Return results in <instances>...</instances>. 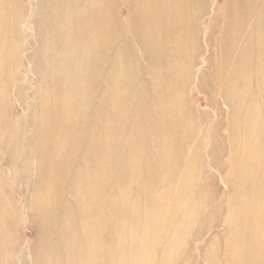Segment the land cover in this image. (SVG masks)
<instances>
[{
    "label": "rangeland",
    "instance_id": "374dc122",
    "mask_svg": "<svg viewBox=\"0 0 264 264\" xmlns=\"http://www.w3.org/2000/svg\"><path fill=\"white\" fill-rule=\"evenodd\" d=\"M208 1V15L200 24L199 67L186 94L195 108L205 102L200 98L199 83L205 77V67L216 56L211 26L222 0ZM35 4L36 0H21L23 18L16 24L19 53L11 82L15 40L0 38V76L7 90H0V107L8 110L7 117L0 120V264H33L30 248L37 231L31 203L42 194L41 183L51 190L47 193L48 210L68 217L51 216L56 221L52 239L57 243L48 250L63 256L68 249L72 264H264V110L260 106L264 99L258 95L248 99L252 112L249 109L244 117L234 119L235 130L229 137L224 129L220 138L211 137L214 117L210 115L199 130L204 136L199 150L178 152L173 160L187 157V162L176 168L166 166L167 172L159 178L151 138L136 115L137 101L127 104L125 112L124 102L130 100L126 98L130 92L122 85L125 72L114 73L110 82L105 69L99 67L100 79L92 84V100L83 95L77 100L71 81L66 83L70 89L66 97H59L56 80L67 79L74 70L77 39L69 38L71 48L54 53L49 52L44 38L40 50L31 19ZM103 9L104 0H93L94 33L103 27ZM6 27L1 28L4 35ZM92 39L94 69V60L105 51L102 38ZM164 54H160L163 63L171 60L174 67L180 53L169 56L164 50ZM33 56H37L35 60ZM160 102L176 106L165 94ZM221 108L226 112L222 103ZM126 134L132 141L129 156L134 165L129 171L123 167ZM230 141L231 150L218 148L219 143ZM234 155L240 175L247 173L249 166L244 176L254 177L245 181L249 185L247 197L232 198L228 189L226 179L236 175V167L232 170L229 165L234 164L229 160ZM168 157L165 153L166 160ZM74 185L78 189L73 190ZM59 189L66 193L56 201ZM231 205L234 210H230ZM84 217L89 219V228L81 224ZM60 224L66 231L62 232Z\"/></svg>",
    "mask_w": 264,
    "mask_h": 264
},
{
    "label": "bare ground",
    "instance_id": "6f19581e",
    "mask_svg": "<svg viewBox=\"0 0 264 264\" xmlns=\"http://www.w3.org/2000/svg\"><path fill=\"white\" fill-rule=\"evenodd\" d=\"M97 2L98 0H95V3ZM92 4L93 0H36L31 18L35 26V41L41 50V43L47 38L46 45L49 52L58 53L66 46L71 48L72 42L69 38L77 39L76 59L71 67L74 70H71L67 79L60 77L56 80V83L58 81L60 84L61 98H65L66 91H70L66 83L71 81L75 85L77 100L81 98L80 95L92 100L95 95L92 84L100 79L99 67L101 70L105 69L104 75H108L110 82L114 73L118 71L126 73L122 85L130 92L126 97L130 100H126L124 105H133L137 101L136 115L151 138L154 169L159 174V178L167 172L166 166L171 165L170 168L172 166L176 168L182 161L187 162L186 156V159L180 161L173 160L178 152L187 149L199 150L204 137L203 134H199V130L208 121L210 115L214 117V124L210 130L211 137L220 138L221 129L226 130L229 137L235 130L234 119L237 116L244 117L249 109L252 112L248 99H252L255 95L264 99V0H222L217 10L218 16L213 19L214 23L211 26V35L216 44V56L212 63L205 67V77L199 83L198 91L202 93L200 98L205 102L195 105L196 108L193 107V103L187 101L186 94L188 83L202 54L199 41L200 24L208 15L209 1L104 0L102 11L104 22L98 33H94V26L97 23L95 22L94 25L92 21ZM22 18L21 0H0V38L15 40L10 82L16 75V56L19 53L16 39L20 37L16 24H19ZM168 19L169 24H167ZM4 26H7L5 35L1 32ZM92 38H102L101 45L105 51L103 57L94 60V69L91 68V42L94 43ZM164 50L169 56L171 52L180 53L177 55L178 59L174 67L171 60L166 63L161 60L160 54L161 52L164 54ZM36 57L33 56L32 60ZM35 65L39 66V63L36 61ZM2 82L0 76V90L6 92ZM44 90L45 88L42 91ZM165 90L167 93L164 92ZM164 94L169 100H174L176 106L161 103ZM221 103L226 106L224 113ZM260 106L264 110V101L261 100ZM125 110L128 112V105ZM125 112L123 116L126 119ZM7 114L8 110L1 106L0 120L6 118ZM57 114H60V111H57ZM140 144L141 141L137 139L136 146L139 147ZM131 145L132 141L126 134L123 146L124 171L134 167L129 156ZM224 147L231 150L233 144L231 141L218 144V148ZM165 153L170 154L167 160ZM229 160L235 164V155L230 156ZM234 164H229L232 170L236 167V175L226 179L228 189L230 193L232 192V198L247 197L249 185L245 181L247 179L252 181L253 174L247 178L244 176L250 170L247 166V173L240 175L238 167ZM38 185L40 189L42 188V194L36 196L31 203V216L37 231L36 241L30 248L33 264H49V262L72 264L73 255L68 249H65L66 253L63 256L50 254L48 250L57 243L52 239L51 228L56 225V221L51 216L55 215L62 220H68V217L65 213L62 214L51 208L50 211L48 210L47 193H51V190L43 183ZM77 186L74 185L73 190L78 189ZM64 193L59 189L55 194V200L59 201ZM65 209L67 210V207ZM234 209L231 205L230 210ZM170 218L169 215L167 219ZM157 220L159 224L162 221L160 210ZM81 224L89 228V219L84 217ZM60 227L62 232L66 231L63 224H60Z\"/></svg>",
    "mask_w": 264,
    "mask_h": 264
}]
</instances>
